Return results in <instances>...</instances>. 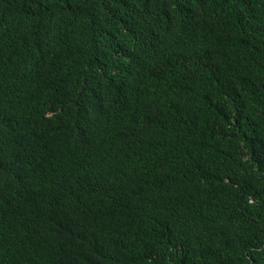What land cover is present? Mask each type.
Returning <instances> with one entry per match:
<instances>
[{
    "label": "trees",
    "instance_id": "trees-1",
    "mask_svg": "<svg viewBox=\"0 0 264 264\" xmlns=\"http://www.w3.org/2000/svg\"><path fill=\"white\" fill-rule=\"evenodd\" d=\"M0 264H264V0H0Z\"/></svg>",
    "mask_w": 264,
    "mask_h": 264
},
{
    "label": "clouds",
    "instance_id": "clouds-1",
    "mask_svg": "<svg viewBox=\"0 0 264 264\" xmlns=\"http://www.w3.org/2000/svg\"><path fill=\"white\" fill-rule=\"evenodd\" d=\"M28 123H24L23 126L27 125Z\"/></svg>",
    "mask_w": 264,
    "mask_h": 264
}]
</instances>
